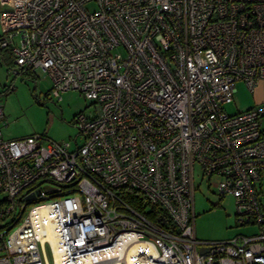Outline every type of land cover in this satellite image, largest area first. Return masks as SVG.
<instances>
[{
	"label": "built area",
	"instance_id": "1",
	"mask_svg": "<svg viewBox=\"0 0 264 264\" xmlns=\"http://www.w3.org/2000/svg\"><path fill=\"white\" fill-rule=\"evenodd\" d=\"M0 26L8 75L92 103L80 143L0 130V264H264V104L224 109L264 79V0H0ZM196 177L255 231L198 239Z\"/></svg>",
	"mask_w": 264,
	"mask_h": 264
},
{
	"label": "rangeland",
	"instance_id": "2",
	"mask_svg": "<svg viewBox=\"0 0 264 264\" xmlns=\"http://www.w3.org/2000/svg\"><path fill=\"white\" fill-rule=\"evenodd\" d=\"M4 36L0 26V40ZM13 44H18L17 36L13 37ZM11 47L12 43L0 48V106L3 107L6 121L1 126L3 136L17 138L41 133L54 140L76 138L80 143L82 137L71 123L72 118L80 111L87 113L92 110L91 101L75 89H67L54 95L51 92V79L40 69L28 76L8 75L6 68L13 60ZM11 83L12 89H7ZM3 90L6 91L2 93ZM250 98L251 89L242 81H237L233 99L224 105V109L228 113L244 110ZM195 182L198 186L194 191V232L198 239L219 241L250 231L244 225L237 224L233 198L223 197L218 200L213 185L207 190L206 184L199 182L197 177ZM44 256L52 264L47 244Z\"/></svg>",
	"mask_w": 264,
	"mask_h": 264
},
{
	"label": "crops",
	"instance_id": "3",
	"mask_svg": "<svg viewBox=\"0 0 264 264\" xmlns=\"http://www.w3.org/2000/svg\"><path fill=\"white\" fill-rule=\"evenodd\" d=\"M1 47H4V45L0 44V48ZM6 70H7V68H6ZM258 104H264V79L259 80L257 82V84L251 89V98H250L249 102L247 103V106L245 109L250 108V107L255 106V105H258ZM2 125H5V124L0 125V130H1ZM1 134L3 136L2 130H1ZM244 227H246L247 229H250V231H248V233L254 232L255 228H256L254 226H247V225H245Z\"/></svg>",
	"mask_w": 264,
	"mask_h": 264
},
{
	"label": "bare ground",
	"instance_id": "4",
	"mask_svg": "<svg viewBox=\"0 0 264 264\" xmlns=\"http://www.w3.org/2000/svg\"><path fill=\"white\" fill-rule=\"evenodd\" d=\"M48 238L51 240V243H54V238H53V234L52 233H49L48 232ZM54 257H55V264H58V256H57V253L55 252L54 254Z\"/></svg>",
	"mask_w": 264,
	"mask_h": 264
},
{
	"label": "trees",
	"instance_id": "5",
	"mask_svg": "<svg viewBox=\"0 0 264 264\" xmlns=\"http://www.w3.org/2000/svg\"><path fill=\"white\" fill-rule=\"evenodd\" d=\"M9 61H10V60H8V62H9ZM11 62H12V61H10V63H8V65H7V66H10V65H11ZM149 217H150V218H153V215H152V214H150V215H149Z\"/></svg>",
	"mask_w": 264,
	"mask_h": 264
}]
</instances>
